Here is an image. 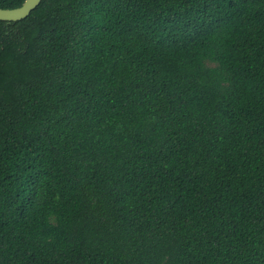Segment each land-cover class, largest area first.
I'll return each instance as SVG.
<instances>
[{
	"label": "trees",
	"instance_id": "trees-1",
	"mask_svg": "<svg viewBox=\"0 0 264 264\" xmlns=\"http://www.w3.org/2000/svg\"><path fill=\"white\" fill-rule=\"evenodd\" d=\"M0 264H264V0L0 21Z\"/></svg>",
	"mask_w": 264,
	"mask_h": 264
},
{
	"label": "water",
	"instance_id": "water-1",
	"mask_svg": "<svg viewBox=\"0 0 264 264\" xmlns=\"http://www.w3.org/2000/svg\"><path fill=\"white\" fill-rule=\"evenodd\" d=\"M42 0H26L25 3L15 9H0V21L19 22L30 16L38 8Z\"/></svg>",
	"mask_w": 264,
	"mask_h": 264
}]
</instances>
